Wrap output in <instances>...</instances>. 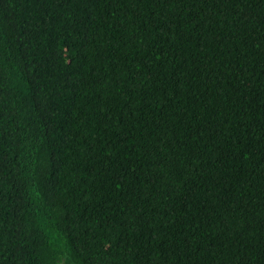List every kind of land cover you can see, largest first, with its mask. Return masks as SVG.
<instances>
[{
  "label": "trees",
  "instance_id": "1",
  "mask_svg": "<svg viewBox=\"0 0 264 264\" xmlns=\"http://www.w3.org/2000/svg\"><path fill=\"white\" fill-rule=\"evenodd\" d=\"M0 264H264V0H0Z\"/></svg>",
  "mask_w": 264,
  "mask_h": 264
}]
</instances>
